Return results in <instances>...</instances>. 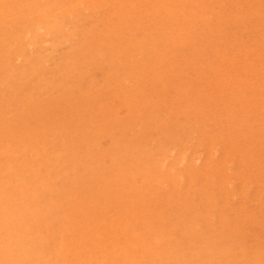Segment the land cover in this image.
Returning a JSON list of instances; mask_svg holds the SVG:
<instances>
[{
    "label": "rangeland",
    "instance_id": "obj_1",
    "mask_svg": "<svg viewBox=\"0 0 264 264\" xmlns=\"http://www.w3.org/2000/svg\"><path fill=\"white\" fill-rule=\"evenodd\" d=\"M75 1L0 0V264H264V0Z\"/></svg>",
    "mask_w": 264,
    "mask_h": 264
},
{
    "label": "bare ground",
    "instance_id": "obj_2",
    "mask_svg": "<svg viewBox=\"0 0 264 264\" xmlns=\"http://www.w3.org/2000/svg\"><path fill=\"white\" fill-rule=\"evenodd\" d=\"M16 1H17V0H16ZM41 1H42V0H41ZM71 1H72V0H71ZM82 1H83V0H82ZM92 1H93V0H92ZM115 1H116V0H115ZM118 1H119V0H118ZM121 1H122V0H121ZM132 1H133V0H131V3H132ZM135 1H136V0H135ZM137 1H138V0H137ZM140 1H141V0H140ZM73 2H74V0H73ZM75 2H77V0H76ZM78 2H80V0H79ZM109 2H110V0H109ZM122 2H125V1H122ZM127 2H128V1H126V3H127ZM148 2H149V1H148ZM148 2H147V3H148ZM151 2H152V1H151ZM158 2H159V1H158ZM211 2H213V1H211ZM219 2H220V1H219ZM98 3H99V2H98ZM107 3H108V2H107ZM129 3H130V2H129ZM140 3H141V2H140ZM193 3H194V2H193ZM193 3H192V4H193ZM205 3H206V2H205ZM44 4H45V3H44ZM61 4H63V3H61ZM70 4H71V3H70ZM80 4L82 5L83 3L80 2ZM113 4H114V3H113ZM115 4H116V3H115ZM136 4H137V3H136ZM166 4H167V3H166ZM189 4H190V3H189ZM222 4H223V3H222ZM57 5H59V4H57ZM97 5H98V4H97ZM117 5H118V4H117ZM127 5H129V4H127ZM137 5H138V4H137ZM139 5H141V4H139ZM154 5H155V4H154ZM154 5H153V6H154ZM159 5H160V4H159ZM161 5H162V4H161ZM163 5H164V4H163ZM172 5H173V4H172ZM198 5H199V4H198ZM211 5H212V4H211ZM65 6L67 7V4H65ZM72 6H73V3H72ZM122 6H125V5H122ZM155 6H156V5H155ZM180 6H181V5H180ZM192 6H193V5H192ZM218 6H219V5H218ZM221 6H222V5H221ZM226 6H227V5H226ZM56 7H57V6H56ZM108 7H109V6H108ZM114 7H115V5H114ZM126 7H127V6H126ZM136 7H137V6H136ZM187 7H188V6H187ZM222 7H223V6H222ZM31 8H32V7H31ZM31 8H30V9H31ZM64 8H65V7H64ZM64 8H62V9H64ZM95 8H96V7H95ZM112 8H113V7H112ZM62 9H61V10H62ZM108 9H110V8H108ZM108 9H107V10H108ZM121 9H122V8H121ZM133 9H134V8H133ZM144 9H145V8H144ZM150 9H151V8H150ZM158 9H159V8H158ZM208 9H209V8H208ZM222 9H223V8H222ZM224 9H225V8H224ZM250 9H251V8H250ZM252 9H253V8H252ZM255 9H256V8H255ZM56 10H60V9H56ZM61 10H60V12H61ZM66 10H67V9H66ZM72 10H73V8H72ZM160 10H161V9H160ZM219 10H220V7H219ZM219 10H218V11H219ZM257 10H258V9H257ZM101 11H102V10H101ZM120 11H121V10H120ZM126 11H128V10H126ZM126 11L123 10L122 13H124V12H126ZM177 11H178V10H177ZM177 11H176V12H177ZM185 11H186V10H185ZM253 11H254V9H253ZM66 12H68V10H67ZM216 12H217V11H216ZM220 12H221V11H220ZM263 12H264V11H263ZM38 13H39V12H38ZM96 13H97V12H96ZM126 13H127V12H126ZM193 13H194V12H193ZM229 13H230V11H229ZM250 13H251V12H250ZM117 14H118V13H117ZM137 14H138V13H137ZM256 14H258V13H256ZM5 15H6V14H5ZM65 15H66V14H65ZM101 15H102V14H101ZM105 15H106V14H105ZM112 15H113V13H112ZM119 15H120V14H119ZM124 15H125V13H124ZM230 15H231V14H230ZM249 15H250V14H249ZM254 15H255V14H254ZM156 16H157V15H156ZM220 16H222V15H220ZM224 16H225V15H224ZM227 16H228V15H227ZM233 16H234V15H233ZM103 17H104V16H103ZM109 17H110V16H109ZM249 17H250V16H249ZM252 17H253V15H252ZM69 18H70V17H69ZM105 18H106V17H105ZM244 18H245V17H244ZM258 18H259V17H258ZM50 19H52V18H50ZM66 19H68V18H66ZM102 19H103V21H104V18H102ZM127 19H128V18H127ZM135 19H136V18H135ZM246 19H247V18H246ZM106 20H107V18L105 19V22H106ZM110 20H111V19H110ZM110 20H109V21H110ZM136 20H137V19H136ZM231 20H232V19H231ZM258 20H259V19H258ZM258 20H257V21H258ZM262 20H263V19L261 18V22H262ZM103 21L101 20V22L104 24ZM145 21H146V20H145ZM148 21H149V20H148ZM214 21H215V20H214ZM243 21H244V20H243ZM257 21H256V22H257ZM259 21H260V20H259ZM259 21H258V22H259ZM166 22H167V21H166ZM185 22H186V21H185ZM231 22H232V21H231ZM233 22H234V21H233ZM233 22H232V23H233ZM151 23H152V22H151ZM179 23H180V22H179ZM187 23H188V22H187ZM199 23H200V22H199ZM211 23H212V22H211ZM234 23H235V22H234ZM31 24H32V23H31ZM33 24H34V23H33ZM107 24H108V22H107ZM111 24H112V22H111ZM114 24H115V23H114ZM227 24H228V22L226 23V25H227ZM258 24H259V23H258ZM34 25H35V24H34ZM34 25H33V26H34ZM97 25H98V23H97ZM116 25H117V24H116ZM215 25H216V24H215ZM51 26H52V25H51ZM63 26H64V25H63ZM94 26H95V24H94ZM53 27H54V26H53ZM75 27H76V25H75ZM107 27H109V25H108ZM107 27H106V28H107ZM112 27H113V25H112ZM125 27H126V26H125ZM33 28H34V27H33ZM62 28H63V27H62ZM159 28H160V27H159ZM206 28H207V27H206ZM258 28H259V27H258ZM60 29H61V27H60ZM1 30H2V29H1ZM94 30H95V28H94ZM98 30L100 31V29H98ZM107 30H108V29H107ZM36 31H37V30H36ZM61 31H62V30H61ZM68 31H69V30H68ZM192 31H193V30H192ZM247 31H248V30H247ZM32 32H33V31H32ZM48 32H49V31H48ZM105 32H106V31H104L103 33H105ZM108 32H109V31H108ZM127 32H128V31H127ZM127 32H125V33H127ZM173 32H174V31H173ZM225 32H227V31H225ZM37 33H38V32H37ZM45 33H46V31H45ZM63 33H64V32H63ZM75 33H76V32H75ZM141 33H142V32H141ZM252 33H253V32H252ZM98 34H99V32H98ZM62 35H63V34H62ZM69 35H70V34H69ZM101 35H102V34H101ZM101 35H100V36H101ZM137 35H138V34H137ZM98 36H99V35H98ZM114 36H115V35H114ZM215 36H216V35H215ZM252 36H253V35H252ZM70 37H71V35H70ZM83 37H84V36H83ZM86 37H87V36H86ZM96 37H97V36H96ZM66 38H67V37H66ZM68 38H69V37H68ZM80 38H81V37H80ZM114 38H115V37H114ZM250 38L252 39V37H250ZM254 38H256V37H254ZM22 39H23V38H22ZM40 39H42V38H40ZM86 39H87V38H86ZM98 39H99V38H98ZM102 39H103V38H102ZM107 39H108V38H107ZM84 40H85V39H84ZM100 40H101V38H100ZM104 40H105V38H104ZM19 41H20V40H19ZM102 41H103V40H102ZM125 41H126V40H125ZM22 42H23V41H22ZM90 42H91V41H90ZM90 42H88V43H90ZM258 42H259V40H258ZM39 43H40V42H39ZM41 43H42V42H41ZM86 43H87V42H86ZM97 43H99V41H98ZM109 44H110V43H109ZM131 45H132V44H131ZM158 45H159V44H158ZM41 46H42V45H41ZM95 46H96V45H95ZM253 46L255 47V45H253ZM253 46L251 45V47H253ZM86 47H87V46H86ZM89 47H90V46H89ZM108 47H109V45H108ZM206 47L208 48V46H206ZM248 47H249V46H248ZM251 47H250V48H251ZM62 48H63V47H62ZM109 48H110V47H109ZM109 48H108V49H109ZM111 48H112V47H111ZM246 48H247V47H246ZM246 48H244V49H246ZM44 49H45V48H44ZM82 49H83V47H82ZM86 49H87V48H86ZM93 49H96V48H93ZM240 49H241V48H240ZM73 50H74V49H73ZM90 50H91V49H90ZM236 51H237V49H236ZM236 51H235V52H236ZM46 52H47V50H46ZM90 52H91V51H90ZM169 52H170V51H169ZM38 53H41V52H38ZM209 53H210V52H209ZM239 53H240V52H239ZM241 53H242V52H241ZM256 53H257V52H256ZM242 54H244V53H242ZM210 55H211V54H210ZM214 55H215V54H214ZM214 55H213V56H214ZM236 55H239V54H236ZM236 55H235V56H236ZM233 56H234V55H233ZM233 56H232V57H233ZM244 56H246V55H244ZM254 56H256V55H254ZM33 57H34V56H33ZM256 57H257V56H256ZM238 58H239V57H238ZM238 58H236V59L238 60ZM32 59H33V58H32ZM215 59H216V58H215ZM226 59H227V58H226ZM234 59H235V58H234ZM246 59H247V58H246ZM33 60H34V59H33ZM60 60H61V59H60ZM118 60L120 61V59H118ZM216 60H217V59H216ZM240 60H241V59H240ZM248 60H249V59H248ZM44 61L46 62V60H43V62H44ZM217 62H218V61H217ZM224 62H225V61H224ZM227 62H228V61H227ZM244 62H245V61H244ZM249 62H250V61H249ZM222 63H223V62H222ZM236 63H237V62H236ZM252 63H253V62H252ZM249 64L251 65V63H249ZM222 65H223V64H222ZM232 66H233V65H232ZM234 66H235V65H234ZM228 67H229V66H228ZM230 67H231V66H230ZM260 67H261V65H260ZM225 68H226V67H225ZM240 68L242 69V66H241ZM228 69H229V68H228ZM247 69H248V67H247ZM250 69H251V68H250ZM248 70H249V69H248ZM190 71H191V70H190ZM229 71H230V69H229ZM244 71H245V70H244ZM207 72H208V71H207ZM211 73H212V72H211ZM229 74H231V73H229ZM209 75L211 76V74H209ZM233 75H234V74H233ZM235 76H236V75H235ZM188 77H189V76H188ZM214 77H215V76H214ZM214 77H213V75H212V78H214ZM231 77H233V76H231ZM238 77H239V76H238ZM241 77H242V76H241ZM233 78H234V77H233ZM231 79H232V78H231ZM238 79H239V78H238ZM130 80H132V79H130ZM204 80H205V79H204ZM204 80H203V82H204ZM232 80H233V79H232ZM234 80H237V79L234 78ZM213 81H214V80H213ZM218 81H220V80H218ZM222 81H223V80H222ZM239 81H240V80H239ZM242 81H243V79H242ZM199 82H200V81H199ZM209 82H210V81H209ZM220 82H221V81H220ZM220 82H219V83H220ZM179 83H180V82H179ZM193 83H194V81H193ZM200 83H202V82H200ZM228 83H229V82H228ZM185 84H186V83H185ZM215 84H216V83H215ZM208 85H210V84H208ZM212 85H213V83H212ZM220 85H221V84H220ZM220 85H219V86H220ZM226 85H227V84H226ZM237 85H238V84H237ZM182 86H184V84H183ZM206 86H207V85H206ZM213 86H214V85H213ZM221 86H222V85H221ZM231 86H232V85H231ZM231 86H230V87H231ZM190 87H192V86H190ZM214 87L216 88V86H214ZM226 87H227V86H226ZM226 87L224 86V88H226ZM228 87H229V86H228ZM192 89H193V88H192ZM205 89H206V88H205ZM178 90H179V89H178ZM214 90H215V89H214ZM190 91H191V90H190ZM196 91H197V90H196ZM196 91H194V93H195ZM211 91H212V90H211ZM212 92H213V91H212ZM212 92H211V93H212ZM216 92H217V91H216ZM216 92H215V93H216ZM219 92H220V91H219ZM222 92H223V91H222ZM215 93H213V94H215ZM217 93H218V92H217ZM223 93H224V92H223ZM189 94H190V93H189ZM205 94H206V93H205ZM218 94H219V93H218ZM220 94H222V93H220ZM226 94H227V93H226ZM231 94H233V93H231ZM231 94H230V96H231ZM190 95H192V94H190ZM190 95H189V96H190ZM193 95H194V94H193ZM211 95H212V94H211ZM213 96H214V95H213ZM213 96H212V97H213ZM206 97H207V96H206ZM206 97H205V98H206ZM215 97H216V96H215ZM189 98H191V97H189ZM193 98H194V97H193ZM197 98H198V97H197ZM202 98H203V97H202ZM221 98H223V97H221ZM227 98H228V97H227ZM115 99H116V98H115ZM169 99H170V98H169ZM195 99H196V98H195ZM207 99H208V98H207ZM217 99H218V98H217ZM191 100H192V99H191ZM201 100H202V99H201ZM210 101H211V100H210ZM226 101H227V100H226ZM182 102H183V101H182ZM185 102H186V101H185ZM197 102H198V100H197ZM201 102H204V103H205V101H201ZM223 102H224V101H222V103H223ZM227 102H228V101H227ZM173 103H174V102H173ZM186 103H187V102H186ZM186 103H181V104L184 105V104H186ZM194 103H195V102H194ZM199 103H200V101H199ZM204 103H203V104H204ZM206 103H207V102H206ZM206 103H205V104H206ZM224 104H225V103H224ZM227 104H228V103H227ZM229 104H230V103H229ZM209 105H210V104H209ZM213 105H214V104H213ZM213 105H212V107H213ZM216 105H217V104H216ZM225 105H226V104H225ZM230 105H231V104H230ZM167 106H168V104H167ZM185 106H186V105H185ZM193 106H194V105H193ZM204 106H205V105H204ZM218 106H219V105H218ZM179 107H180V106H179ZM209 107H210V106H209ZM214 107H216V106H214ZM182 108H183V107H182ZM204 109H206V108L204 107ZM204 109H202L203 112H204ZM208 109H209V108H208ZM212 109H213V108H212ZM222 109H224V108H222ZM191 110H193V108H191ZM210 111H211V110H210ZM220 111H221V110H220ZM228 111H229V110H228ZM207 112H208V111H207ZM213 112H215V111L213 110ZM217 112H218V111H217ZM210 113H211V112H210ZM210 113H209V114H210ZM221 113H222V112H221ZM221 113H220V114H221ZM223 113H224V112H223ZM210 115H211V114H210ZM214 115H215V114H214ZM214 115H213V117H214ZM225 115H226V114H225ZM204 116H205V115H204ZM215 116H216V115H215ZM221 116H222V115H221ZM227 116H228V113H227ZM230 116H232V114H230L229 117H230ZM229 117H228V118H229ZM214 118H215V117H214ZM228 118H227V119H228ZM219 119H220V118H219ZM221 119H222V118H221ZM221 119H220V120H221ZM229 119H230V118H229ZM211 120L213 121V119H211ZM222 120H223V119H222ZM230 120H231V119H230ZM240 120H241V119H240ZM240 120H239V121H240ZM234 121H235V120H234ZM236 121H237V120H236ZM242 121H243V120H242ZM219 122H220V121H219ZM231 122H233V119L231 120ZM187 123H188V122H187ZM217 123H218V122H217ZM243 123H244V122H243ZM205 124H206V123H205ZM207 124H209V123L207 122ZM222 124H223V123H222ZM218 125H220V124H218ZM227 125H228V123H227ZM229 125H230V124H229ZM236 125H237V124H236ZM197 126H198V125H197ZM197 126H196V127H197ZM205 126H206V125H205ZM220 126H221V125H220ZM222 126H223V125H222ZM232 126H233V125H232ZM234 126H235V125H234ZM211 127H212V126H211ZM214 127H216V126L214 125ZM230 127H231V126H230ZM242 127H243V126H242ZM198 129H199V127H198ZM241 129H242V128H241ZM236 130H237V131H238V130L240 131V129H236ZM236 130H235V131H236ZM237 131H236V132H237ZM210 132H212V131H210ZM236 136H237V135H236ZM238 137H239V136H238ZM251 137H252V136H251ZM200 138H201V137H200ZM201 139H203V138H201ZM203 140H204V139H203ZM229 140H230V138H229ZM241 140H242V139H241ZM243 141H244V140H243ZM243 141H242V142H243ZM246 141H247V140H246ZM251 141H252V140H251ZM257 141H258V140H257ZM257 141H256V142H257ZM249 142H250V141H249ZM253 142H254V141H253ZM254 143H255V142H254ZM257 143H258V142H257ZM202 144H203V143H202ZM240 144H241V143H240ZM244 144H245V143H244ZM199 145H200V144H199ZM227 145H229V144H227ZM227 145H226V146H227ZM241 145H242V144H241ZM258 145H259V144H258ZM242 146H244V145H242ZM242 146H241V147H242ZM254 146H255V145H254ZM216 147H218V146H216ZM228 147H229V146H228ZM261 147H262V146H261ZM214 148H215V147H214ZM242 148H243V147H242ZM184 149H185V148H184ZM186 149H187V148H186ZM252 149H253V148H252ZM252 149H251V150H252ZM217 150H218V149H217ZM214 152H216V150H215ZM250 152H251V151H250ZM216 154H218V153L216 152ZM216 154H213V155H216ZM246 155H248V153H247ZM206 156H207V154H206ZM252 156H253V155H252ZM263 156H264V155H263ZM212 157H213V156H212ZM242 157H243V156H242ZM245 157H246V156H245ZM236 158H237V157H236ZM252 158L254 159V157H252ZM261 158H262V157H261ZM245 159H246V158H245ZM245 159H244V160H245ZM188 160H189V159H187V161H188ZM250 160H251V159H250ZM260 160H261V159H260ZM184 161H185V160H184ZM246 161H247V160H245V162H246ZM254 161H255V160H254ZM258 161H259V160H258ZM258 161H257V160L255 161L256 164L258 163ZM236 162H237V161H236ZM240 162H241V161H240ZM259 162H260V161H259ZM191 164H192V163H191ZM239 164H240V163H239ZM246 164H247V163H245V166H246ZM248 164H250V163H248ZM248 164H247V165H248ZM258 164H259V163H258ZM243 165H244V164H243ZM254 165H255V164H253V166H254ZM259 165H261V164H259ZM238 166H239V165H238ZM250 166H252V165H250ZM253 166H252L251 168H253ZM246 167H247V166H246ZM246 167H245V169H247ZM248 167H249V166H248ZM255 167H258V166L255 165ZM241 169H243V166H242ZM241 169H240V170H241ZM258 169H259V167H258ZM250 170H251V169H250ZM248 171H249V170H248ZM261 171L263 172V170H261ZM242 172H243V170H242ZM254 172H255V171H254ZM258 172H259V171H257V173H258ZM226 173H227V172H226ZM233 173H234V171H233ZM235 173H236V172H235ZM238 173H239V172H238ZM240 173H241V172H240ZM230 174H231V173H230ZM258 174H259V173H258ZM258 174H256V175H258ZM243 175H244V174H243ZM246 175H247V174H246ZM259 175H260V174H259ZM247 176H248V175H247ZM251 177H252V175H251ZM255 177H256V176H255ZM257 177H258V176H257ZM257 177H256V178H257ZM227 178H228V177H227ZM260 178H262V177H260ZM228 179H229V178H228ZM235 179H236V178H235ZM219 180H220V179H219ZM257 180H258V179H257ZM238 181H239V180H238ZM254 181H255V180H254ZM252 182H253V181H252ZM260 182H261V181H259V183H260ZM244 183H245V182H244ZM244 183H243V184H244ZM248 183H249V182H248ZM254 183H255V182H254ZM257 183H258V182H257ZM262 183H263V182H262ZM246 184H247V182H246ZM251 185H253V184H251ZM263 185H264V184H263ZM244 186H245V184H244ZM246 186H248V184H247ZM248 187H249V186H248ZM248 187H246V189H247ZM250 187H252V186H250ZM259 187H260V186H259ZM243 188H244V187H243ZM239 189H240V188H239ZM241 189H242V188H241ZM244 189H245V188H244ZM246 189H245V190H246ZM249 190H250V189H249ZM249 190H248V191H249ZM244 192H245V191H244ZM243 194H244V193H243ZM54 242H55V241H54Z\"/></svg>",
    "mask_w": 264,
    "mask_h": 264
}]
</instances>
